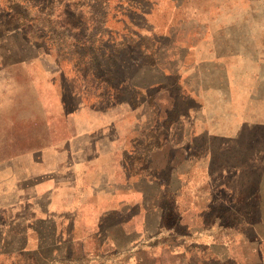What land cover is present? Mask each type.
<instances>
[{"label": "crops", "instance_id": "crops-1", "mask_svg": "<svg viewBox=\"0 0 264 264\" xmlns=\"http://www.w3.org/2000/svg\"><path fill=\"white\" fill-rule=\"evenodd\" d=\"M195 23L177 43L170 69L150 66L154 79L146 83L103 82L80 64L72 77L22 29L0 35H21L31 55L11 63L0 55V264H225V233L177 220L188 230L180 235L164 228V216L200 210L194 195L180 207L179 183L190 181L198 162L187 154L178 160L189 141L264 126L240 119L229 131L220 123L231 112L218 109L232 96L241 65L253 85L246 103L264 112V48L248 55L234 33ZM39 59L48 62H33ZM20 68L29 90L44 82L58 95H19L16 82L4 85L3 72ZM164 76L171 79V102L178 105L180 90L187 105L181 116L172 107L176 118L166 129ZM180 123L187 143L175 141Z\"/></svg>", "mask_w": 264, "mask_h": 264}, {"label": "rangeland", "instance_id": "rangeland-1", "mask_svg": "<svg viewBox=\"0 0 264 264\" xmlns=\"http://www.w3.org/2000/svg\"><path fill=\"white\" fill-rule=\"evenodd\" d=\"M198 20L207 22L214 32L226 29L234 33L238 47L247 44L248 55L254 47L264 48V0H0V35L22 29L42 53L60 60L70 76L74 77L73 69L80 64L84 73L92 68L100 81L113 84L125 79L146 83L154 79L149 67L155 64L169 70L177 43L191 33ZM217 35L220 37V33ZM0 55L5 63L15 62L17 57L27 62L31 57L26 39L16 33L0 39ZM234 72L238 79L233 94L221 100L218 107L220 112H231L221 118V126L234 130L240 119H259L264 124V112L259 111L263 107L246 103L253 85L242 76L243 66H236ZM26 74L25 68L4 71V85L6 81L16 82L19 95L51 99L58 95L44 82L29 90ZM163 83L166 129L176 118L174 110L181 116L187 105L181 100L174 105L170 98L171 79L164 76ZM71 86L67 84V90ZM118 95L122 97L124 93ZM181 123L175 138L179 144L187 143ZM188 144V152L180 150L178 160L181 162L187 154L198 162L190 181L179 183L180 207L190 206L194 195L200 210L178 218L169 212L164 216V228L186 234L188 230L177 225L178 220L194 224L196 229L219 230L225 233L228 244L221 248L228 257L225 264H264V126L243 128L227 137L199 136ZM165 173L164 169V178ZM197 247L202 249V245Z\"/></svg>", "mask_w": 264, "mask_h": 264}, {"label": "trees", "instance_id": "trees-1", "mask_svg": "<svg viewBox=\"0 0 264 264\" xmlns=\"http://www.w3.org/2000/svg\"><path fill=\"white\" fill-rule=\"evenodd\" d=\"M179 100H181V94H180V90H179ZM182 102V101H181ZM186 105V104H185Z\"/></svg>", "mask_w": 264, "mask_h": 264}]
</instances>
